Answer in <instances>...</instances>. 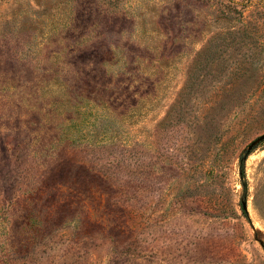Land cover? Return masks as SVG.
I'll use <instances>...</instances> for the list:
<instances>
[{
	"label": "rangeland",
	"instance_id": "rangeland-1",
	"mask_svg": "<svg viewBox=\"0 0 264 264\" xmlns=\"http://www.w3.org/2000/svg\"><path fill=\"white\" fill-rule=\"evenodd\" d=\"M0 264H264V0H0Z\"/></svg>",
	"mask_w": 264,
	"mask_h": 264
},
{
	"label": "trees",
	"instance_id": "trees-1",
	"mask_svg": "<svg viewBox=\"0 0 264 264\" xmlns=\"http://www.w3.org/2000/svg\"><path fill=\"white\" fill-rule=\"evenodd\" d=\"M253 150H248L247 152H246V154L247 155H249L251 152H252ZM244 158H242V160H241V175L244 177V174H245V171H244ZM244 185L246 186V183H244ZM243 208H244V210H245V212H246V214H247V210H246V208L243 206Z\"/></svg>",
	"mask_w": 264,
	"mask_h": 264
},
{
	"label": "water",
	"instance_id": "water-1",
	"mask_svg": "<svg viewBox=\"0 0 264 264\" xmlns=\"http://www.w3.org/2000/svg\"><path fill=\"white\" fill-rule=\"evenodd\" d=\"M244 207L246 208V204L244 203Z\"/></svg>",
	"mask_w": 264,
	"mask_h": 264
}]
</instances>
